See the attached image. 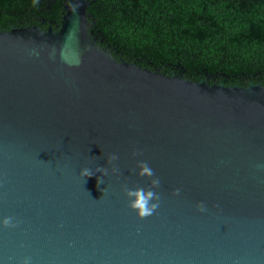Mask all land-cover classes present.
Masks as SVG:
<instances>
[{
	"label": "water",
	"instance_id": "water-1",
	"mask_svg": "<svg viewBox=\"0 0 264 264\" xmlns=\"http://www.w3.org/2000/svg\"><path fill=\"white\" fill-rule=\"evenodd\" d=\"M87 8L0 31V264H264V86L116 60ZM140 161L161 197L143 219L123 195L148 187Z\"/></svg>",
	"mask_w": 264,
	"mask_h": 264
},
{
	"label": "trees",
	"instance_id": "trees-1",
	"mask_svg": "<svg viewBox=\"0 0 264 264\" xmlns=\"http://www.w3.org/2000/svg\"><path fill=\"white\" fill-rule=\"evenodd\" d=\"M66 0H0V31L59 28ZM116 60L209 84L264 86V0H87Z\"/></svg>",
	"mask_w": 264,
	"mask_h": 264
},
{
	"label": "clouds",
	"instance_id": "clouds-1",
	"mask_svg": "<svg viewBox=\"0 0 264 264\" xmlns=\"http://www.w3.org/2000/svg\"><path fill=\"white\" fill-rule=\"evenodd\" d=\"M132 155L135 156L138 155V153L134 152ZM116 159L117 156L110 155L108 157V163L111 164ZM136 168L138 169L136 174L139 177H143L146 179L150 178V183L147 188L137 187L130 189L125 186L123 188V195L125 196L126 200H128L127 207L132 210L137 217L143 219L153 215L156 209L159 207V201L161 197L156 189H158L160 186V179L155 176L154 169L147 163V161L138 162ZM96 171L103 173L104 175L109 174V169L105 167H98ZM112 171H116V169L113 168ZM79 175L86 180L87 178L94 176V173L90 169L84 168L80 171ZM100 183L101 181L98 178L97 185L99 186ZM100 191L103 194V191L101 189ZM180 191V189H176L172 193V195H179ZM196 208L199 212H204L206 210L203 204H198ZM0 226L4 228H13L16 225L13 223L12 217H6L2 221H0ZM22 264H29L28 258H25Z\"/></svg>",
	"mask_w": 264,
	"mask_h": 264
}]
</instances>
